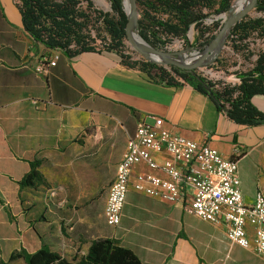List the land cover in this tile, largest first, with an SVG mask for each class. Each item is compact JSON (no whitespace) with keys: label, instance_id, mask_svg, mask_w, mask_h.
I'll list each match as a JSON object with an SVG mask.
<instances>
[{"label":"crops","instance_id":"obj_1","mask_svg":"<svg viewBox=\"0 0 264 264\" xmlns=\"http://www.w3.org/2000/svg\"><path fill=\"white\" fill-rule=\"evenodd\" d=\"M19 4L0 0V260L25 264L9 258L46 246L79 262L94 240L109 238L141 264H264L251 251L230 245L223 228L185 214L180 203L133 188L110 235L94 224L96 215L103 217L99 202L74 211L72 236L62 231L60 210L72 195V168L90 158L89 169L98 165L107 178L106 194L126 141L138 124L152 125L154 118L171 133L236 160L244 203L252 204L256 192L264 195V124L231 121L189 84H149L125 70L113 52L67 58L36 44L23 28ZM54 56L58 60L48 76L34 72L36 62ZM251 103L264 114V96ZM76 151L81 158L73 156ZM33 162L38 178L23 187L20 181Z\"/></svg>","mask_w":264,"mask_h":264},{"label":"trees","instance_id":"obj_2","mask_svg":"<svg viewBox=\"0 0 264 264\" xmlns=\"http://www.w3.org/2000/svg\"><path fill=\"white\" fill-rule=\"evenodd\" d=\"M21 21L24 30L36 44L60 52L67 58L85 53L113 52L120 58L125 70L134 67L126 63L121 52L123 41L127 40V16L121 0H108L113 15L93 10L91 0H18ZM140 6L142 16L138 19L140 37L155 50L168 47L174 40H181L190 47L188 32L196 31L194 43L203 51L214 38L212 27L207 26V14L213 0H134ZM232 0H219L216 15L228 11ZM85 3V10L81 5ZM264 12V1L257 7ZM160 13L166 16L160 15ZM100 27L105 37L91 34L89 24ZM219 28V22L212 24ZM251 35L264 36V17L245 20L234 24L229 39L234 43L246 45ZM143 80L153 85L176 87L181 83L189 84L193 89L208 97L218 111L231 121L244 125L264 124V114L251 103L254 96H264V49L255 57L252 67L246 72L236 74L238 83L233 85L209 81L196 74L194 70L180 69L170 65L142 61L136 71ZM38 163L30 164V171L20 181V185L31 187L38 178ZM23 258L25 264H141L134 253L116 246L114 240H94L86 257L79 262L68 261L48 247L43 246L33 254L19 253L10 256V260ZM0 264H7L0 260Z\"/></svg>","mask_w":264,"mask_h":264},{"label":"built area","instance_id":"obj_3","mask_svg":"<svg viewBox=\"0 0 264 264\" xmlns=\"http://www.w3.org/2000/svg\"><path fill=\"white\" fill-rule=\"evenodd\" d=\"M57 60L54 56L38 61L33 70L48 76ZM130 188L169 204L180 203L185 214L223 228L230 245L264 256V195L258 191L253 203L245 204L236 160L171 133L161 118H154L152 125L138 124L126 141L107 188V227L119 225Z\"/></svg>","mask_w":264,"mask_h":264},{"label":"rangeland","instance_id":"obj_4","mask_svg":"<svg viewBox=\"0 0 264 264\" xmlns=\"http://www.w3.org/2000/svg\"><path fill=\"white\" fill-rule=\"evenodd\" d=\"M238 0H232L227 12L220 15L215 14V10L218 8L219 0H213L212 6L209 9H203L204 14H207L206 24L212 27L211 33L214 36L219 32L225 21L235 12V2ZM264 0H257L255 5L243 15L245 20L256 19L264 17V12L259 11L257 7L259 2ZM93 3V10L103 13H108L113 15L110 2L108 0H91ZM86 4L81 5V9L85 10ZM137 20L142 16V9L140 6H136ZM160 15L166 16L163 13ZM219 22L220 27L215 29L212 26L213 23ZM95 23L89 24L88 29L91 30L93 36L98 35L105 37V32L101 30L100 27H94ZM196 31L191 29L187 37L190 42V47H186L181 40H174L172 44L164 49H160L162 52H169L172 55L170 57H160L151 54L150 52L143 49L141 46L136 48L128 40L123 41V48L121 52L126 56L125 62L134 67V71H137L142 61H147L148 59H154L157 62L163 63L167 69L170 65L166 64V60H175L181 64H199L194 68V72L200 76H203L209 81L221 82L228 85L237 84L235 79H238L236 74L239 72L248 71L255 60L256 54L264 49V36L258 37L256 35H251L247 41L246 45H241L238 42L234 43L229 39V35L223 42V44L218 49L217 53L209 57L201 56V47L194 43L196 36ZM135 39L139 38L137 31H134ZM150 54V55H149ZM197 55V56H195ZM216 55V56H215ZM88 132V131H86ZM100 138V134H97ZM84 136H78L77 141L79 144L84 143ZM103 137V136H101ZM73 156L76 159L82 157L80 151L73 152ZM90 158L80 160L82 165L76 164V168H72V195L65 196V203L61 213V226L62 231L67 232L69 236H72V214L75 210L79 209L86 202H99V213L103 211V205L105 201V191L107 187L106 177L99 170L98 165H93V169H89ZM88 162V163H86ZM86 163V164H85ZM108 167V162L105 163ZM69 219L71 221H69ZM96 228L99 230H104L108 235L112 228H108L105 225L103 217L96 215L94 220ZM256 256V255H255ZM257 258L264 261V256H257ZM68 261H72V255L67 258Z\"/></svg>","mask_w":264,"mask_h":264},{"label":"water","instance_id":"obj_5","mask_svg":"<svg viewBox=\"0 0 264 264\" xmlns=\"http://www.w3.org/2000/svg\"><path fill=\"white\" fill-rule=\"evenodd\" d=\"M257 0H250L247 5H242L235 12L225 21L219 32L214 36V38L210 41L207 47L201 52L200 57H209L213 56L217 53L220 46L223 44L227 36L229 35L231 28L234 26L235 23L240 21L243 18V15L246 14L256 3ZM123 10L127 16V27H126V35L127 40L136 48L141 46L146 51L150 52L153 55L160 56V57H170L172 54L169 52H162L159 50L152 49L139 35L138 33V20H137V11H136V4L134 0H121ZM127 3V6H126ZM137 31L139 38L136 40L134 36V31ZM150 55V54H149ZM197 56V55H195ZM147 61L156 62L154 59H148ZM163 64V63H162ZM166 64L173 65L180 69L186 70H194V68L199 64H181L175 60H166Z\"/></svg>","mask_w":264,"mask_h":264},{"label":"bare ground","instance_id":"obj_6","mask_svg":"<svg viewBox=\"0 0 264 264\" xmlns=\"http://www.w3.org/2000/svg\"><path fill=\"white\" fill-rule=\"evenodd\" d=\"M249 2H250V0H238V1H236L235 2L236 10H237V8H239L242 5H247ZM126 6H127V3H126Z\"/></svg>","mask_w":264,"mask_h":264}]
</instances>
